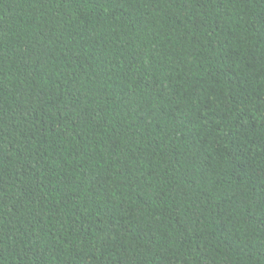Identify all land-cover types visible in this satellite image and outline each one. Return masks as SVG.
Returning a JSON list of instances; mask_svg holds the SVG:
<instances>
[{
  "label": "trees",
  "instance_id": "obj_1",
  "mask_svg": "<svg viewBox=\"0 0 264 264\" xmlns=\"http://www.w3.org/2000/svg\"><path fill=\"white\" fill-rule=\"evenodd\" d=\"M0 264H264V0H0Z\"/></svg>",
  "mask_w": 264,
  "mask_h": 264
}]
</instances>
